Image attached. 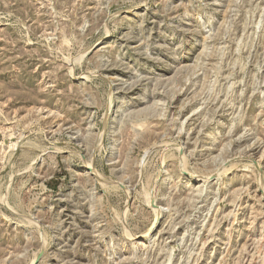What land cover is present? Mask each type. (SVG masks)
Listing matches in <instances>:
<instances>
[{"label":"rangeland","instance_id":"obj_1","mask_svg":"<svg viewBox=\"0 0 264 264\" xmlns=\"http://www.w3.org/2000/svg\"><path fill=\"white\" fill-rule=\"evenodd\" d=\"M0 264H264V0H0Z\"/></svg>","mask_w":264,"mask_h":264}]
</instances>
